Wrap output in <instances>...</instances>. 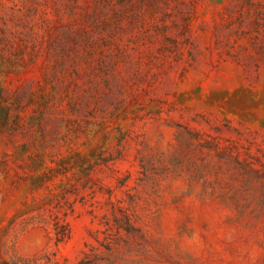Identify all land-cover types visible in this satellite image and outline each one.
Returning <instances> with one entry per match:
<instances>
[{"label": "rangeland", "instance_id": "1", "mask_svg": "<svg viewBox=\"0 0 264 264\" xmlns=\"http://www.w3.org/2000/svg\"><path fill=\"white\" fill-rule=\"evenodd\" d=\"M0 264H264V0H0Z\"/></svg>", "mask_w": 264, "mask_h": 264}]
</instances>
